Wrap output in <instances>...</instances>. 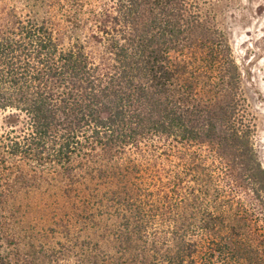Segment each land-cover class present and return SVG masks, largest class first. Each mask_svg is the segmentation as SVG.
Returning <instances> with one entry per match:
<instances>
[{
  "label": "trees",
  "instance_id": "trees-1",
  "mask_svg": "<svg viewBox=\"0 0 264 264\" xmlns=\"http://www.w3.org/2000/svg\"><path fill=\"white\" fill-rule=\"evenodd\" d=\"M218 1L0 0V264H264Z\"/></svg>",
  "mask_w": 264,
  "mask_h": 264
},
{
  "label": "rangeland",
  "instance_id": "rangeland-1",
  "mask_svg": "<svg viewBox=\"0 0 264 264\" xmlns=\"http://www.w3.org/2000/svg\"><path fill=\"white\" fill-rule=\"evenodd\" d=\"M213 11L242 73L255 123L252 142L264 167V0H220Z\"/></svg>",
  "mask_w": 264,
  "mask_h": 264
}]
</instances>
